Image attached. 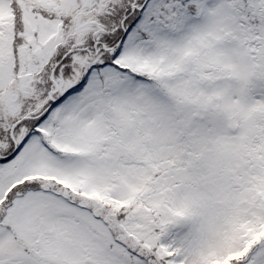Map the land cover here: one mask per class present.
<instances>
[{"label":"snow or ice","instance_id":"6c2138e0","mask_svg":"<svg viewBox=\"0 0 264 264\" xmlns=\"http://www.w3.org/2000/svg\"><path fill=\"white\" fill-rule=\"evenodd\" d=\"M0 264H264V0H0Z\"/></svg>","mask_w":264,"mask_h":264}]
</instances>
